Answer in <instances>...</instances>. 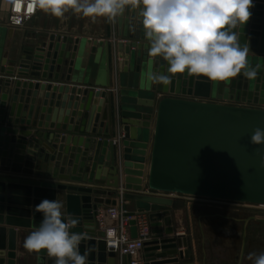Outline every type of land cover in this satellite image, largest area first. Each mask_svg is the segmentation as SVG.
Masks as SVG:
<instances>
[{
	"label": "water",
	"instance_id": "obj_1",
	"mask_svg": "<svg viewBox=\"0 0 264 264\" xmlns=\"http://www.w3.org/2000/svg\"><path fill=\"white\" fill-rule=\"evenodd\" d=\"M253 3L240 36L257 71L253 80L239 75L214 82L185 73L167 86L151 84L148 75H167L168 66L148 54L139 9L130 8L120 23L126 16L134 30L116 42L124 88L118 105L89 77L97 46L105 48L110 72L109 41L50 35L26 47L14 65L2 60L0 264L17 263V228H38L42 215L35 206L57 199L60 191L69 193L64 214L78 221L71 231L83 236L79 251L87 264H118L97 215L100 205L118 206L121 197L130 201L123 208L132 218L133 238L138 237L135 216L146 214L153 227L156 239L145 247L144 264H193L188 237L176 235L170 210L177 203L168 194L264 206V145L250 143L253 130L264 129V0ZM202 86L211 101L192 98L201 95ZM106 98L108 121L101 122ZM23 174L30 176H17ZM121 184L124 195L118 192ZM131 261L130 255L123 257L124 264Z\"/></svg>",
	"mask_w": 264,
	"mask_h": 264
},
{
	"label": "clouds",
	"instance_id": "obj_2",
	"mask_svg": "<svg viewBox=\"0 0 264 264\" xmlns=\"http://www.w3.org/2000/svg\"><path fill=\"white\" fill-rule=\"evenodd\" d=\"M28 7L56 18L71 11L93 22L97 18L115 22L126 9H139L148 54L162 58L168 66L167 75H148L153 85L167 86L173 76L185 73L214 82L257 76L248 62V44L240 43L241 29L252 17L253 0H31ZM250 143L264 145V129L255 128ZM260 166L264 167V155ZM63 207L58 199L37 204L34 211L42 220L25 237L23 247L29 253L46 252L54 264H87V255L79 251L83 236L71 231L78 221L65 215ZM247 259L264 264V252L249 253Z\"/></svg>",
	"mask_w": 264,
	"mask_h": 264
},
{
	"label": "crops",
	"instance_id": "obj_3",
	"mask_svg": "<svg viewBox=\"0 0 264 264\" xmlns=\"http://www.w3.org/2000/svg\"><path fill=\"white\" fill-rule=\"evenodd\" d=\"M11 5L12 3L9 0H0V66L3 59L8 60V67L14 65L15 59L24 52L26 47L39 41H47L50 35H56L68 40L92 39L93 41H109L112 46L111 56L113 59L110 72L105 65V48L97 46L96 61L89 77L94 82L93 87L95 89L107 90L109 94H113L114 103L116 105L120 103V93L124 88L120 85L117 68L116 42L126 39L123 35L125 31L128 30L129 34H131L134 30L132 23L125 22L127 20L126 16H124L122 23H120V16L116 18L115 22L108 21L105 18H97L93 22L92 19L74 14L71 11L67 12L63 18H56L39 10L24 26L13 27L9 24ZM108 83L110 84L107 85ZM198 91L201 95L198 98L192 97L193 99L212 100L206 95L208 91L206 86L200 87ZM162 97V95H158V99ZM108 112V99L106 98L101 122L108 121ZM112 138L116 140L118 136L113 135ZM149 160L148 158L147 168L145 169L146 174L148 173ZM118 165L120 166L119 161ZM120 168L123 171V167ZM121 170L120 176L124 180ZM7 175L14 174L8 173ZM17 176L29 177L30 175L23 174ZM91 186L102 189L107 188L104 185ZM145 190L150 191L147 185L145 186ZM125 191V187L121 184L118 192L120 195H124ZM68 194V192L60 191L57 197L58 200L63 202L64 207L62 211L64 213L68 209ZM174 199L177 206L170 210L173 226L177 236L188 237L190 253L194 257L193 264H252L247 259L248 254L264 252V206L257 207V211L253 209L254 213H252V206L242 209V206L237 204L210 203L182 196L174 197ZM121 200L122 198H118L119 202ZM124 203H130V201H124ZM108 208L109 205L106 204L99 206V210H106ZM196 221L198 223V248L196 244ZM34 230L36 229L17 228L18 256L16 264H50L48 263L49 257L46 254H44L46 261H41L42 255L40 253H29L23 247L25 237ZM151 230V239L147 242L146 247L150 246L156 239V236L153 234L152 225ZM239 243L241 244V252L236 247V244ZM224 245L225 247H223ZM145 249L133 256V258H140L144 261L143 255ZM188 263L189 261L187 260L181 262V264ZM118 264H121L120 257H118Z\"/></svg>",
	"mask_w": 264,
	"mask_h": 264
},
{
	"label": "built area",
	"instance_id": "obj_4",
	"mask_svg": "<svg viewBox=\"0 0 264 264\" xmlns=\"http://www.w3.org/2000/svg\"><path fill=\"white\" fill-rule=\"evenodd\" d=\"M29 3L31 0H16L11 5V11L9 15V24L13 27H22L28 20H30L39 10H29ZM18 21V22H17ZM170 196H181L175 194H168ZM119 202L118 206H109L106 210H99L97 215V222L100 229L106 230L108 233L107 243L108 248L111 251L118 253L121 259V264H124L123 257L130 255L132 257L131 264H144L140 258H133V256L142 252L146 243L151 239V222L146 214H140L134 218L137 221L138 237L133 238L131 235V217L127 216L126 211L123 208L124 200ZM202 201L212 203H230L223 202L207 198H194ZM254 206V205H253ZM263 207V206H254Z\"/></svg>",
	"mask_w": 264,
	"mask_h": 264
},
{
	"label": "rangeland",
	"instance_id": "obj_5",
	"mask_svg": "<svg viewBox=\"0 0 264 264\" xmlns=\"http://www.w3.org/2000/svg\"><path fill=\"white\" fill-rule=\"evenodd\" d=\"M193 199H194V198H193ZM210 203H211V202H210ZM235 204H237V205H239V206H242V209H243V208H247V207H249V206H252V208H251V209H252V211H251L252 213H254V212H253V211H254L253 209H256V207L253 208L255 205L253 206V205H249V204H240V203H235ZM243 206H244V207H243ZM242 209L240 208L241 211H242ZM256 211H257V209H256ZM241 213H242V212H241ZM252 215H253V214H252ZM195 230H196V236H197V237H196V240H197V241H196V244H197V248H198V223H197V221H196V228H195ZM240 245H241L240 243H239V244H236V247H237V249H240V250H238V251L241 252L242 249L240 248ZM223 247H225V245H224Z\"/></svg>",
	"mask_w": 264,
	"mask_h": 264
}]
</instances>
